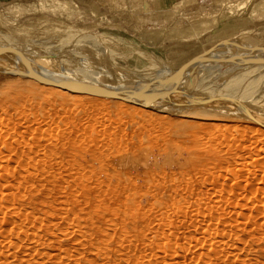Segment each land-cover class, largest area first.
I'll list each match as a JSON object with an SVG mask.
<instances>
[{
	"label": "rangeland",
	"instance_id": "374dc122",
	"mask_svg": "<svg viewBox=\"0 0 264 264\" xmlns=\"http://www.w3.org/2000/svg\"><path fill=\"white\" fill-rule=\"evenodd\" d=\"M263 251L264 0H0V264Z\"/></svg>",
	"mask_w": 264,
	"mask_h": 264
},
{
	"label": "bare ground",
	"instance_id": "6f19581e",
	"mask_svg": "<svg viewBox=\"0 0 264 264\" xmlns=\"http://www.w3.org/2000/svg\"><path fill=\"white\" fill-rule=\"evenodd\" d=\"M205 13V12H204ZM209 15V14H208ZM200 17V16H199ZM211 50H214V48H211V49H209V50H206V51H204L203 53H201V55H199V61H202V60H205L206 59V57H208V55H209V51H211ZM17 140V139H16ZM70 142V141H69ZM10 146V145H9ZM8 147V146H7ZM12 147V146H11ZM6 149H8V148H6ZM16 152V151H15ZM58 237V236H57ZM61 238V237H60ZM264 252V251H263Z\"/></svg>",
	"mask_w": 264,
	"mask_h": 264
},
{
	"label": "crops",
	"instance_id": "0c3cea01",
	"mask_svg": "<svg viewBox=\"0 0 264 264\" xmlns=\"http://www.w3.org/2000/svg\"><path fill=\"white\" fill-rule=\"evenodd\" d=\"M162 1L164 2L165 0H162ZM168 1L173 2V1H178V0H168ZM195 1H196V3H198V4L206 3V2H207V0H195Z\"/></svg>",
	"mask_w": 264,
	"mask_h": 264
},
{
	"label": "water",
	"instance_id": "95a60500",
	"mask_svg": "<svg viewBox=\"0 0 264 264\" xmlns=\"http://www.w3.org/2000/svg\"><path fill=\"white\" fill-rule=\"evenodd\" d=\"M46 82H48V83H52L51 81H46ZM52 84H54V83H52ZM131 103H134V104H137V105H140V106H144L143 104H141V103H139V102H137V101H131ZM145 107V106H144ZM147 107V106H146Z\"/></svg>",
	"mask_w": 264,
	"mask_h": 264
}]
</instances>
